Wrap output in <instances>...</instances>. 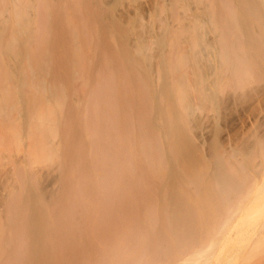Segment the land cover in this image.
<instances>
[{"label":"bare ground","instance_id":"1","mask_svg":"<svg viewBox=\"0 0 264 264\" xmlns=\"http://www.w3.org/2000/svg\"><path fill=\"white\" fill-rule=\"evenodd\" d=\"M0 264H264V0H0Z\"/></svg>","mask_w":264,"mask_h":264}]
</instances>
